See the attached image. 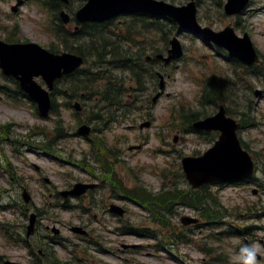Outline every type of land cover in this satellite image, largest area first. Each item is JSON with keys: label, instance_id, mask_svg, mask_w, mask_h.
<instances>
[{"label": "rangeland", "instance_id": "1", "mask_svg": "<svg viewBox=\"0 0 264 264\" xmlns=\"http://www.w3.org/2000/svg\"><path fill=\"white\" fill-rule=\"evenodd\" d=\"M16 1L0 0V36L4 37L6 32L16 33L22 39L35 40L44 45L56 39L50 29L52 15L49 10L35 0H26L19 11L15 13L11 7ZM175 1L180 2L181 0ZM202 1L200 16L204 24H210L220 29L233 21L235 25L239 24L244 26V30H249L256 44L264 51V0H253L248 11L240 17L223 16L221 14L224 11L223 5L217 3V0ZM249 11L252 12L248 14ZM182 40L186 45V53L177 66H170L167 69L156 66L166 74L164 94L156 102H151L152 107H147L148 94L151 91H153L152 94H155L158 90V86L157 88L149 86V91L143 95L144 109L136 113V119L133 117V119L118 121L108 120L106 123L109 127L107 135L110 145L115 150V154L111 155L110 159L115 162L118 174L128 185L143 184L150 190L158 191L164 182L169 186L175 182L179 183L182 181L177 175L182 170L180 154L184 156L201 153L213 142L210 134L201 135L185 131L186 126L183 128L180 111L182 106L196 110L201 108V112L206 113L215 112L218 109V105L208 103V106L200 107L201 82L214 71H219L220 74L226 73L229 76L228 74L231 73L229 61L224 55L215 52L213 48L196 37L185 34ZM5 81L7 85L14 86L13 82L0 77V83ZM246 83L250 85V89H247V86L240 87L239 85L230 87L231 95H229L228 102L232 104L230 108L233 116L238 119L243 117L240 110L245 107L247 122L239 130V135L254 152L261 167L259 174L263 175L264 76L250 75ZM259 91L262 93L259 94ZM87 110L90 114L93 113L91 104H88ZM61 111L67 122L75 121L72 109L62 107ZM149 112L153 115V125L150 128L140 129V122L143 118H147ZM139 114L142 117H139ZM50 117L52 118H40L32 102L23 96L18 99H8L6 94L0 92V123H17L15 129L12 128L14 136L19 134L18 138L25 140L28 134L42 133V126L45 127V132L52 130L56 119H54V114ZM100 135L103 136L104 133H100ZM176 135H178V140L175 142ZM138 143H143L144 147L137 150L129 149L130 145ZM1 144L4 145L6 157L12 162L14 170L18 172L34 196L31 208L39 209L41 212L37 232L31 237L30 243L34 244L35 241H38L42 242V246L48 243L61 259L75 262L73 264H210L208 263L210 257L203 254L194 245L183 244L162 251L154 247V241L150 238L143 235L120 233V231L126 230L125 225H128L129 222L146 226L150 224L151 218L148 212L133 202L118 200L128 208V213L122 221L113 217L112 214H107L102 202L99 209L86 211V214L78 207L65 209L57 205V201L61 202V199L55 197L57 190L67 188L78 180H97L95 173L98 171L95 167L100 165L95 161V158L100 156L97 142L93 147L85 138L76 134L60 140V147L63 149L60 151L66 158L65 161H60L61 158H49L31 152L29 151L30 145L23 144L19 147V152L14 149L13 144L7 141H1ZM70 156L75 158V163L80 157H85L84 167L69 164L67 161L71 158ZM4 160L5 156L0 149V164ZM39 166L41 169L38 170ZM165 172L169 174L166 179L163 176ZM46 177H50L52 181L46 182L44 180ZM11 181H14L12 177L4 178L0 175V194L9 195V192H3V188L11 187ZM11 188L17 197L18 188ZM254 188L259 189L257 194L254 193ZM219 192L223 202L228 204L256 196L264 199V188L256 185H226L220 187ZM90 198L91 196L86 197L87 208L90 205L88 202ZM96 198L99 199L98 201L102 200L100 192L97 193ZM19 201L21 202L20 196ZM103 201L111 202L109 190L105 191ZM71 203L77 205L79 201L72 199ZM85 218L91 236L96 237L95 241L100 240L97 245L86 240V253L82 251L85 242L76 237L68 228V225L83 222ZM175 220H177L176 217L173 218V221ZM262 221L264 222V219ZM24 222L28 223L29 217L25 218L18 208L13 212L0 210V254L19 260L23 264H34L33 254L30 253L29 247L22 238L19 239V234L22 232L21 223ZM54 224L62 229V233L58 236L59 241H53L51 239L54 236L52 230L46 229L47 225ZM2 230L9 231L12 236L10 240ZM15 238L19 239L21 244L13 242ZM234 240L235 243L239 241L238 238H234ZM125 243L142 246L126 249ZM224 246L226 252L233 251V248L228 247L227 243H224ZM71 250H75V252L72 253ZM241 256L238 253L232 254L231 263L241 264ZM75 257L81 260L78 262ZM0 264H2L1 260Z\"/></svg>", "mask_w": 264, "mask_h": 264}, {"label": "water", "instance_id": "2", "mask_svg": "<svg viewBox=\"0 0 264 264\" xmlns=\"http://www.w3.org/2000/svg\"><path fill=\"white\" fill-rule=\"evenodd\" d=\"M233 3L234 0H230L227 5L228 10L234 11L232 9ZM137 6L152 9L156 13H170L179 19L183 25L200 31L207 39L221 41L231 46L235 45L232 40H235V42L237 40L233 37L229 28L219 33L210 28H202L189 11L192 9L191 5L176 8L164 2L153 0H92L82 11V15L86 17V14H92L96 18H106L116 12ZM249 40L248 36L242 40L247 48V56L242 53L240 55L254 61L256 55ZM173 44L172 55H180V44L176 39ZM0 57L6 70L17 75L21 79L24 88L36 97L39 94L42 106L45 109L49 106L48 95L45 91H41V87L33 81V76L43 73L52 83L54 78L61 74L62 68L71 70L82 61L79 57L67 53L54 55L37 44L8 46L0 43ZM201 125L208 128H220L223 130V135L217 145L204 156L184 159L186 170L192 180L205 182L213 179H223L229 177V174L243 169L246 165L251 166L247 155L242 153L235 133L237 125L233 120L225 119L222 113L216 118L202 122Z\"/></svg>", "mask_w": 264, "mask_h": 264}, {"label": "clouds", "instance_id": "3", "mask_svg": "<svg viewBox=\"0 0 264 264\" xmlns=\"http://www.w3.org/2000/svg\"><path fill=\"white\" fill-rule=\"evenodd\" d=\"M258 252L264 253V248L256 241L241 248V253L243 254L241 256L242 264H256Z\"/></svg>", "mask_w": 264, "mask_h": 264}]
</instances>
